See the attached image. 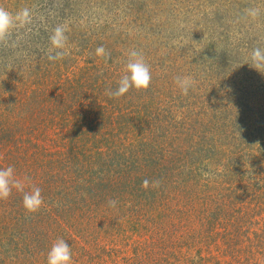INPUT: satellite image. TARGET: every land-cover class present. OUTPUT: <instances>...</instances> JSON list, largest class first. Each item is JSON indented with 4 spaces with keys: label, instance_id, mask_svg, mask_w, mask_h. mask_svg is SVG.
I'll return each mask as SVG.
<instances>
[{
    "label": "rangeland",
    "instance_id": "rangeland-1",
    "mask_svg": "<svg viewBox=\"0 0 264 264\" xmlns=\"http://www.w3.org/2000/svg\"><path fill=\"white\" fill-rule=\"evenodd\" d=\"M0 7L30 13L0 41V169L24 182L0 199V264H47L59 239L72 264H264V0ZM131 50L151 82L111 96Z\"/></svg>",
    "mask_w": 264,
    "mask_h": 264
},
{
    "label": "clouds",
    "instance_id": "clouds-1",
    "mask_svg": "<svg viewBox=\"0 0 264 264\" xmlns=\"http://www.w3.org/2000/svg\"><path fill=\"white\" fill-rule=\"evenodd\" d=\"M249 15L256 16L257 10H249ZM30 23V13L28 9H22L15 16L10 12L0 7V41L5 40L10 34L11 30L17 25L23 27ZM51 48L49 49L48 59L56 61L63 59L67 55L66 44L67 36L65 35V28L57 26L50 37ZM98 56L107 55L105 49L101 46L96 49ZM251 62L253 69H264V50L257 47L251 53ZM151 82V73L149 66L144 62L141 54L136 50H131L128 53V62L125 65V75L119 80V87L114 92H109V95L114 97H121L129 91L130 88L137 90L147 89ZM183 94L187 95L192 81L189 77H178L176 80ZM99 131V130H98ZM207 175V173H205ZM154 184L157 182H153ZM149 181L145 179L142 182V187L147 188ZM17 191L24 190V182L15 176L14 169L9 166L0 169V199H7L12 189ZM111 206H115L116 201H110ZM43 205V198L41 196V189L33 187L30 192H24L23 207L28 213L37 212ZM47 264H72V254L70 246L63 239L57 240L51 247L47 256Z\"/></svg>",
    "mask_w": 264,
    "mask_h": 264
}]
</instances>
